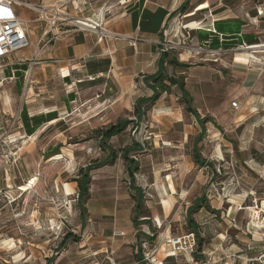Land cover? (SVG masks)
Listing matches in <instances>:
<instances>
[{"label":"rangeland","instance_id":"374dc122","mask_svg":"<svg viewBox=\"0 0 264 264\" xmlns=\"http://www.w3.org/2000/svg\"><path fill=\"white\" fill-rule=\"evenodd\" d=\"M50 1L42 0L45 4ZM168 1L179 8L180 0ZM190 1L187 10L198 3ZM15 9L23 18L37 15L22 4H15ZM186 21L180 10L174 11L158 44L165 52H187L191 66L214 63V77L198 68L186 79L187 89L198 100L207 95L202 103L214 106V125L211 121L202 125L187 112L175 86L140 118L150 104L140 106L138 99L153 95L141 83L90 90L85 76H69L63 81L59 73L52 78L35 75L29 69L32 67L13 70L14 63L32 56L40 47L37 41L42 26L27 23L30 45L12 60L0 63V264H94L111 253L119 264H131L143 249L138 246L137 252L136 245L143 243L140 241H148L144 252L161 246L155 254H160L159 260L167 255L165 264H264V122L258 117L264 100L260 106V100L251 97L264 96V54L253 55L251 49L241 47L247 44L229 42L234 39L225 40L223 35L214 47L202 48L195 35L198 24ZM261 40L259 43H264V37ZM245 51L261 63L258 87L247 85L248 68L233 64V57ZM174 53L177 56L178 52ZM167 68L170 75L188 69L174 68L169 60ZM209 78H214L212 83ZM201 82L203 89L198 85ZM208 82L213 87L205 85ZM102 90L109 100L100 107L98 100L102 98L97 94ZM89 98L95 99L89 102ZM253 98L255 102L250 101ZM234 101L238 107L233 106ZM174 106L182 108L183 121L166 128L169 120L162 116ZM100 109L106 110V117L95 122L89 113ZM198 111L201 117L210 118L205 109ZM55 112L59 113L57 120L46 117ZM128 119L133 122L124 132L107 142L101 139L100 129ZM135 144L140 147L129 154L137 163L133 180L122 153ZM195 146L204 165L194 161ZM109 147L118 152V159L92 171L91 198L82 211L75 179L81 169L106 160ZM57 155L60 158H54ZM166 174L172 175L173 179L169 178L178 191L172 197L167 194ZM66 185L73 187L71 195L66 193ZM204 196V207L190 215L205 241L203 252L197 251L194 235L195 258L184 246V237L192 233L188 209ZM138 199H142L143 210L136 228L133 219ZM163 199H170V213ZM255 210L260 211V224L255 222ZM115 232L136 233L139 242L135 246L121 244L128 236ZM176 239H182L181 244L174 245ZM181 246L184 250H179Z\"/></svg>","mask_w":264,"mask_h":264},{"label":"crops","instance_id":"0c3cea01","mask_svg":"<svg viewBox=\"0 0 264 264\" xmlns=\"http://www.w3.org/2000/svg\"><path fill=\"white\" fill-rule=\"evenodd\" d=\"M57 1L58 0L50 1L46 5H53ZM180 1V6L176 9L168 0H77L74 4L69 5L67 10L73 16L80 18L84 17L94 20L96 18V15L94 14L98 13L102 6L109 8V13H107L105 21H103L101 25L102 29L95 31L83 25H67L61 27L60 29L62 30L56 29L62 33L57 41H54L50 47H46L40 52L35 49L34 52H39L37 58H34L33 55L21 58L19 63L17 62V64H13L15 66L13 67V70L24 71L27 67H32L29 69L32 73L34 70L35 75L39 73L41 76L44 75L45 77H48L49 75L50 78H52L56 75V73H59L63 81L67 80L69 76L72 77L71 79L76 78L79 75L85 76L87 77L86 81L90 80L87 81L90 85V90H92V87L95 86H110L109 90H112L111 88L113 86L141 83L149 91L153 92V90L146 85L144 76L146 74H155L160 70H164L170 75L167 65H164V67L161 66V58L165 51L163 52V50L160 49L158 42L163 37L162 30L165 27L166 22L171 18V16H173V12L176 10H180V12L186 16V22L196 23L198 25L202 24V29H197V32H195L198 43L201 46L203 45L202 48L214 47V44H218V40L221 42L219 35H223L225 40L226 38L234 39V41L229 42L239 44L244 43L247 44V46L251 44H258L263 41L261 39L264 37V0H195L198 3L194 6V8L186 11H182L181 8L183 6V2L185 3L187 0ZM21 2H23V0H17L16 4H20ZM206 2L209 3L208 7L198 9L200 5L205 4ZM28 3L37 5L43 2L41 0V2L32 1ZM190 4L193 3L190 1ZM32 11L36 12L35 10ZM193 12H195L194 15L187 16ZM18 15L24 20L33 21H36L39 17L38 13L35 18L31 19L23 18L19 13ZM36 23H39L42 26V29L46 24L45 22ZM188 29L195 30L196 28L188 27ZM100 33H106L102 35L103 39H100ZM223 36L221 37L223 38ZM226 42L227 41L224 43ZM241 47H243V45ZM171 50L172 49L166 51L169 54V58L177 57L180 62L191 65L188 61L191 56L187 52L180 53V51ZM174 52H178L177 56ZM242 53H247L246 55L248 56L250 62L241 63L237 61V55ZM250 56L251 54L249 51L240 52L233 57V64L235 67L238 65V68H248L249 73L246 77V83L251 88L253 86H259L257 84L258 81H260L258 80V77L261 75L262 70L260 68V61L252 59ZM40 63L42 64L41 66L39 65ZM65 68L69 69V76L64 75L63 70ZM198 68L208 71L207 74L210 75V77H214V63H209V66H190L186 71H178L177 74H185L188 81L189 72L192 70H198ZM213 80L214 78H209L210 83H212ZM209 82L205 85L209 84L210 87H213ZM254 83L256 84L254 85ZM187 84V86H189V83ZM203 84L204 82L198 84L201 89H203ZM188 90L190 92L192 91L190 88H188ZM212 91L214 92V90ZM252 96L256 98V101L260 100L261 103L258 104L261 106L264 96L251 95V97ZM74 97L75 94L72 98L76 101ZM97 97L102 98L101 100H98L100 107L106 105L107 100H109L106 98L105 90L99 92ZM194 98L195 102H197L198 110L205 109L209 112L210 117L212 118L211 122L214 125V106L208 107L202 103V101H205L206 103L207 95H203L201 98L202 101L198 100L196 96H194ZM254 98L250 99V101H253ZM94 99L95 98H89L88 101L90 102ZM198 102H200V104H198ZM159 105L160 104L156 106V109H158ZM261 108V110L264 109L263 107ZM167 112L168 114L166 113V115L162 116L169 120V123L166 122L164 124L166 128L167 124L171 128L182 123L184 117L182 108L174 106V108L170 110L168 108ZM153 113L154 112H149L152 118L155 117ZM263 113L264 110L258 117L261 116L260 120L264 122ZM58 114L59 113L56 112L50 113V115H46V117L48 116V118H54V120H57L59 117ZM89 114H92L91 118L95 119V122H98L100 119L106 117V110L100 109V111L91 112ZM144 114L145 113H142V115L140 114L139 117H144ZM251 115L252 114L250 113L249 116ZM70 116L78 115L70 113ZM242 126H245V123ZM238 127L239 125H236V128ZM245 133L246 130L244 131V135ZM163 141L170 142L169 140ZM166 145L169 146V144ZM169 177H172V175L166 174V181L169 189L167 194L172 197V195L177 194L178 191L177 188H175L176 186L174 180H172L173 177L172 179ZM68 184L70 185V183ZM71 188L73 189V187ZM172 189L176 190V193H173ZM168 201H170V199ZM163 206L166 210L168 209V213H170L173 205H171L170 201L169 206ZM122 236L128 237L124 238L121 244H125L127 242L128 244L135 246V242H139L136 233L127 235L125 232ZM136 246L138 252L139 245L137 244ZM106 251L107 250H100L99 252ZM166 256L167 255L159 260L160 254L157 253L154 257L158 261H163L166 259ZM142 257L143 256L138 253L135 261L131 264H141Z\"/></svg>","mask_w":264,"mask_h":264},{"label":"built area","instance_id":"2783aa9c","mask_svg":"<svg viewBox=\"0 0 264 264\" xmlns=\"http://www.w3.org/2000/svg\"><path fill=\"white\" fill-rule=\"evenodd\" d=\"M16 1L17 0H0V63L3 61L12 60V56L14 54L30 45V39L26 27L27 23H46L37 41V46H40L39 49H37L39 52L60 38L62 33L57 31L56 29L62 30L60 28L67 25H83L81 23V20L83 19L77 16H73L67 10L69 8V5L74 4L77 0H58L53 5H46L44 3L35 5L25 1L21 2L20 4L28 7L29 9L35 10L39 14V17L36 21L24 20L20 18L18 12L15 9ZM107 12H109V8L106 6H102L98 13L94 14L96 15V18L94 20L88 18L89 20H91L90 24L83 26H86L95 31H97L98 29H102L101 25L103 21H105ZM103 34L104 33H100V39H103ZM259 44L264 45V43ZM261 49L264 50V46ZM38 51L34 52V58L38 57ZM251 51L253 54H256L253 52V50ZM262 53L264 54V51ZM262 61H264V58H262ZM167 64L168 63L165 62V66ZM232 104L234 107H238V102L234 101ZM124 234V232H115V235L117 236H122ZM150 236H153V234H150ZM186 240H188V242ZM181 242L182 239H176L173 241V244L178 245L181 244ZM161 244L162 243H160L159 246ZM184 244V246H186V251H189V253L192 255L195 252L194 246L196 244L195 236L193 233L184 237ZM146 245L147 242H143V249L146 248ZM160 248L161 246L159 248L157 246H154V249L149 250V252L143 251L144 257L141 262L145 261L146 264H164V261H158L154 257L157 250L160 251ZM179 250H184V247L181 246ZM97 254L98 253L94 255L96 256ZM112 254L113 253L106 256L101 262L94 264H119V262L112 256ZM171 255L174 254L171 253Z\"/></svg>","mask_w":264,"mask_h":264},{"label":"trees","instance_id":"16d2710c","mask_svg":"<svg viewBox=\"0 0 264 264\" xmlns=\"http://www.w3.org/2000/svg\"><path fill=\"white\" fill-rule=\"evenodd\" d=\"M190 0H187L185 4L182 6V11H186L188 9V4ZM170 62L171 66L174 68H188L191 65L182 63L180 62L177 58L175 57H170L168 52H165L161 58V66L164 67L165 62L167 61ZM145 83L148 87H150L153 90V95L151 97H140L137 101V104L142 106L143 104H150L149 107L143 108L142 113H146V110L149 109L153 104L156 103V101L161 97L163 93H170L171 92V87L175 86L177 87L180 92H181V102L184 104L185 109L187 112L195 116L202 125H204V122L207 121H212L209 117H204L202 118L198 109L194 106V99L192 94L189 92V90L186 87V79L187 76L184 74L180 75H169L166 73L164 70H160L155 74H146L144 76ZM133 122V120L128 119L124 121H119L116 124H111L107 128L100 129L98 131L99 134H101V139L104 140V142H107L110 140L112 137L117 136L124 132L128 126ZM202 138V137H201ZM109 146V145H108ZM137 146L140 147V145L135 144V145H129L125 147L123 150L122 156L124 160L126 161L128 167L127 170L130 172L132 179H135V170L137 169V163L134 160V158L129 157V154L132 151L137 150ZM110 150L109 156L106 160L104 161H95L93 164L88 165L86 168L81 169L78 177L75 179V181L78 184V206L81 208L82 211L86 210V204L91 198V193H90V184L92 181L91 173L92 171L102 168L105 165H111L116 162L118 159V152L112 148H108ZM200 150L197 146L194 147V161L197 164H203L204 161H200ZM139 193L141 194V189H138ZM204 198V199H203ZM206 200L205 196L201 198H197L195 203L188 209L189 217H188V226L191 230V232L197 237L198 240V246H197V251L203 252L204 250V243L205 241L201 238V233L200 230L197 228L195 225L193 219L191 218V213L192 212H197L198 210L202 209L204 207L203 201ZM209 207V205H208ZM143 210V202L142 199H138V202L136 203L135 207V216L133 219V224L137 228L139 225L137 218H139V214ZM138 241H139V235H137ZM150 240H153V236L150 237ZM145 242V241H143ZM148 242V241H147ZM143 243L141 245L139 244V247H142ZM143 251L144 249H141V252L139 254L143 256ZM193 256L195 258H198L196 253H193Z\"/></svg>","mask_w":264,"mask_h":264},{"label":"bare ground","instance_id":"6f19581e","mask_svg":"<svg viewBox=\"0 0 264 264\" xmlns=\"http://www.w3.org/2000/svg\"><path fill=\"white\" fill-rule=\"evenodd\" d=\"M209 6V3H205V4H202V5H200L199 6V8L198 9H204V8H206V7H208ZM196 10V9H195ZM195 14V12H193V13H190V14H188L187 16H192V15H194ZM81 19H83V20H81L82 22V24L83 25H89L90 24V20L87 18H84V17H82ZM202 24H199L198 26H197V29H199V30H201L202 29ZM263 46L264 45H262V44H251V45H248V46H243L244 47V49H251V50H253V52L254 53H260V52H263L264 50L263 49H261V48H263ZM247 54V53H246ZM246 54H239V55H237V61H239V62H241V63H248V62H250L249 61V58H248V56L246 55ZM253 54V53H252ZM251 54V55H252ZM254 55V54H253ZM252 57V56H251ZM256 57H258V56H256ZM254 58V57H253ZM253 62V61H252ZM9 72V71H8ZM63 73H64V75H66V76H69V73H70V71H69V69H67V68H65L64 70H63ZM12 74H13V72H12ZM68 78V77H67ZM69 79V78H68ZM67 79V80H68ZM60 156L61 155H57V156H55L54 158H60ZM71 191H72V189L69 187V185H66V193L68 194V195H71ZM164 204L166 205V206H169L170 205V201H168V200H164ZM168 208V207H167ZM254 214L256 215V220H255V222H257V224H260V222H258L257 221V219L259 218V216H260V211L259 210H255L254 211ZM260 221V220H259ZM263 224V223H262ZM261 224V225H262Z\"/></svg>","mask_w":264,"mask_h":264}]
</instances>
